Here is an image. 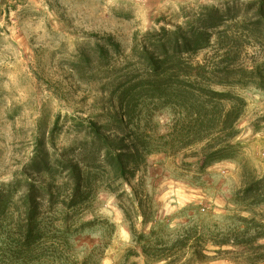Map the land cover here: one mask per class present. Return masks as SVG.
I'll use <instances>...</instances> for the list:
<instances>
[{"label": "rangeland", "instance_id": "1", "mask_svg": "<svg viewBox=\"0 0 264 264\" xmlns=\"http://www.w3.org/2000/svg\"><path fill=\"white\" fill-rule=\"evenodd\" d=\"M227 1L0 0V187L25 174L40 181L30 167L37 152L50 159L69 152L85 140L87 121L107 135L120 132L108 83L130 56L134 36L172 30L200 8ZM236 93L246 105L233 160L198 174L183 165V153L166 160L153 154L134 179L118 183L126 195L119 201L102 172L92 176L86 229L73 240L78 263L92 254L94 264H264V204L245 209L234 198L264 176V91ZM167 120H155L159 136Z\"/></svg>", "mask_w": 264, "mask_h": 264}, {"label": "trees", "instance_id": "2", "mask_svg": "<svg viewBox=\"0 0 264 264\" xmlns=\"http://www.w3.org/2000/svg\"><path fill=\"white\" fill-rule=\"evenodd\" d=\"M96 52L105 59L103 48ZM108 85L120 132L107 135L87 121L85 140L69 152L53 159L37 152L30 167L43 180L25 174L24 181L0 187V264H94L92 254L75 260L73 240L86 229L81 219L94 198L89 180L97 172L116 187L110 191L119 201L126 195L118 194V183L134 179L153 154L166 160L183 153V165L198 174L233 160L242 148L236 124L246 105L236 91H264V0L202 7L172 30L134 36L130 56ZM163 115L166 135L159 136L155 120ZM234 198L245 209L264 204V176Z\"/></svg>", "mask_w": 264, "mask_h": 264}]
</instances>
